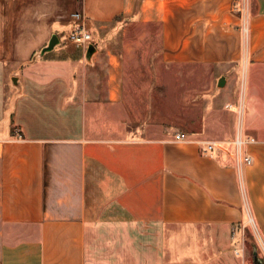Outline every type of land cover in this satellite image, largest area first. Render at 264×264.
Segmentation results:
<instances>
[{
  "label": "crops",
  "instance_id": "crops-1",
  "mask_svg": "<svg viewBox=\"0 0 264 264\" xmlns=\"http://www.w3.org/2000/svg\"><path fill=\"white\" fill-rule=\"evenodd\" d=\"M18 3L0 0V264H250L248 228L264 258V0H81L88 64L20 59ZM114 21L160 25L155 67L161 56L226 76L207 115L231 124L207 116L177 141L123 118V29L103 30ZM19 69L25 91L10 96ZM238 133L256 139L251 165L227 144L203 152Z\"/></svg>",
  "mask_w": 264,
  "mask_h": 264
},
{
  "label": "rangeland",
  "instance_id": "rangeland-1",
  "mask_svg": "<svg viewBox=\"0 0 264 264\" xmlns=\"http://www.w3.org/2000/svg\"><path fill=\"white\" fill-rule=\"evenodd\" d=\"M80 5L81 0H19L18 5L13 7L16 11L18 10L19 17L14 18L11 25L15 29V35H18L20 39V59L37 60L55 55L58 59L64 58L77 62L82 57L84 63L91 62L87 58V48L77 46L68 39L70 30L83 23L87 30L95 34V29L88 21L77 20L73 16L80 11ZM14 15L17 16V14ZM117 26L123 29L117 37L118 43L121 44L119 46H122L120 49L124 50L121 54L128 56L122 61V71L127 77L125 88L129 93V97L124 102V110L127 109V113L121 115L123 118L131 121L129 114L140 113L141 120L148 125L147 129H144L147 136L159 135L162 132L165 134L177 131L188 133V130L203 125L204 118L207 116L215 122L217 129L220 123L226 126L231 124V120L224 119L225 116L221 118L218 115L213 117H210L211 114L207 115V110L214 102L212 98L218 99V94L224 89V87H218L219 73L217 71L215 75L212 69L191 66L187 63L168 64L162 62L161 56L155 67V60L151 58L156 55L153 50L161 45L160 25L157 23L143 25L138 22L120 24L119 21H114L104 25V33ZM146 32L148 35L144 36ZM53 34L60 36L61 43L55 48L56 51L54 49L41 56L42 49L48 45ZM94 41H96L95 37ZM111 42L115 43L114 39ZM143 46L150 49L140 55L139 49ZM17 74L19 75L15 77H18V85L14 84L13 78L8 81V87L11 89L10 96L18 91L20 94L25 91L19 77L23 76L21 69ZM81 74L82 70L78 71L76 76ZM139 92L142 94L141 98L137 96ZM40 94L43 98V92L40 91ZM58 120L59 117H53V121ZM132 122H135L133 116L131 125ZM160 125L163 128H159L161 131H158L157 127ZM251 233L253 234L251 228L245 230V237H247L245 247L250 264H254L255 250L259 252L263 260L264 258L256 243L253 242Z\"/></svg>",
  "mask_w": 264,
  "mask_h": 264
},
{
  "label": "built area",
  "instance_id": "built-area-1",
  "mask_svg": "<svg viewBox=\"0 0 264 264\" xmlns=\"http://www.w3.org/2000/svg\"><path fill=\"white\" fill-rule=\"evenodd\" d=\"M73 16L77 20H83V21L85 20V17L81 11L74 13ZM68 39L77 46H84L87 48L93 41V34L89 30H87L85 24L83 23V24H78L77 27L70 30ZM175 139L177 141H185L188 139V136L184 132H179L176 134ZM254 141H256L255 138L253 137L246 138L241 133H238L236 138L229 142H221V141H213V140L205 141L203 152L210 156H214L216 148L222 147V144L233 146L234 148L233 152L237 164L239 167H242L244 165H251L253 162L252 157L245 152V148Z\"/></svg>",
  "mask_w": 264,
  "mask_h": 264
},
{
  "label": "water",
  "instance_id": "water-1",
  "mask_svg": "<svg viewBox=\"0 0 264 264\" xmlns=\"http://www.w3.org/2000/svg\"><path fill=\"white\" fill-rule=\"evenodd\" d=\"M60 43H61L60 36L57 34H53L48 45L42 49L41 56L45 55L46 53L53 51ZM95 51H96V46L94 43H91L88 47V50H87V58L89 60H92V57H93ZM13 82L15 85H18L19 84L18 77H14ZM226 83H227V77L222 76L219 79L218 87L223 88V87H225ZM254 264H264V260L260 257L259 252L257 250L254 251Z\"/></svg>",
  "mask_w": 264,
  "mask_h": 264
}]
</instances>
